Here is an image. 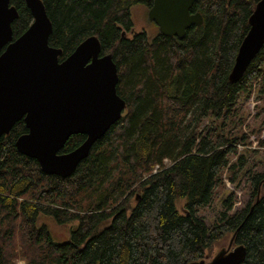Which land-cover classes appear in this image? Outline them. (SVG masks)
<instances>
[{
	"label": "trees",
	"instance_id": "trees-1",
	"mask_svg": "<svg viewBox=\"0 0 264 264\" xmlns=\"http://www.w3.org/2000/svg\"><path fill=\"white\" fill-rule=\"evenodd\" d=\"M258 1L196 0L190 13H199L202 25L178 39L133 31L131 9L148 12L152 0H41L59 62L97 37L116 65L126 109L68 178L42 173L17 152L23 121L0 139V264H189L210 260L214 245L235 232L233 246L246 248L242 264H264V171L244 168L249 199L241 210L228 214L231 193L218 222L207 226L197 216L224 189L225 171L239 187L244 162L229 165L237 139L222 134L237 100L255 93L264 102V45L241 81L228 82ZM10 4L18 13L15 40L32 17L24 0ZM85 138L71 136L59 153ZM43 219L77 227L58 243Z\"/></svg>",
	"mask_w": 264,
	"mask_h": 264
},
{
	"label": "water",
	"instance_id": "water-1",
	"mask_svg": "<svg viewBox=\"0 0 264 264\" xmlns=\"http://www.w3.org/2000/svg\"><path fill=\"white\" fill-rule=\"evenodd\" d=\"M195 1L152 0L147 18L159 34L182 39L188 29L202 25L201 15L190 13ZM24 2L32 23L13 40L18 13L10 0H0V139L23 121L27 133L16 139L17 152L35 160L42 173L68 178L121 118L126 103L116 92V65L111 55L101 54L97 37L86 38L59 62L62 51L48 44L52 24L45 6L41 0ZM248 25L228 75L230 84L241 81L264 45V0L255 4ZM78 134L86 137L84 142L59 153ZM235 235L210 260L189 264H242L246 248L233 246Z\"/></svg>",
	"mask_w": 264,
	"mask_h": 264
},
{
	"label": "rangeland",
	"instance_id": "rangeland-1",
	"mask_svg": "<svg viewBox=\"0 0 264 264\" xmlns=\"http://www.w3.org/2000/svg\"><path fill=\"white\" fill-rule=\"evenodd\" d=\"M132 20L134 23V32H146L148 35H154L158 32L157 26L150 22L147 18V11L143 5H137L131 9ZM233 114L231 115L230 121H226V126L222 131V134L226 138L237 139L236 144L232 145L234 149V155L230 157L229 165L236 164L240 158L244 162L241 167V173L239 174V187H235V183L229 181V174L227 171L224 172L222 180L225 184L224 189L217 188L215 197L208 207L200 208L197 211V216L201 218L207 226L219 221L221 214L227 212L223 206L224 199L230 196L232 193V205L231 210L228 214H232L241 210L249 199V181L243 175L245 167L249 169L248 173H262L264 171V147H259V142L264 140V102L256 99V94L252 93L248 99L239 98L234 108ZM208 122H205L202 126V135L209 128ZM201 129V130H202ZM246 137L244 146L240 141L241 136ZM164 164L169 165L167 161ZM239 171V172H240ZM182 203H177V209L181 214H184V210L181 207ZM48 226V230L52 235L54 241L58 243L65 242L68 238L69 232L77 227L76 222H71L64 226H57L49 219L42 220ZM229 237L223 239L214 245L212 249V257L219 250L226 248L229 244ZM22 260H18L16 264H24Z\"/></svg>",
	"mask_w": 264,
	"mask_h": 264
},
{
	"label": "built area",
	"instance_id": "built-area-1",
	"mask_svg": "<svg viewBox=\"0 0 264 264\" xmlns=\"http://www.w3.org/2000/svg\"><path fill=\"white\" fill-rule=\"evenodd\" d=\"M164 162H165V161H164ZM165 165H167V164H165ZM157 169H158V168H155L154 172H156Z\"/></svg>",
	"mask_w": 264,
	"mask_h": 264
},
{
	"label": "bare ground",
	"instance_id": "bare-ground-1",
	"mask_svg": "<svg viewBox=\"0 0 264 264\" xmlns=\"http://www.w3.org/2000/svg\"><path fill=\"white\" fill-rule=\"evenodd\" d=\"M189 30V29H188Z\"/></svg>",
	"mask_w": 264,
	"mask_h": 264
}]
</instances>
